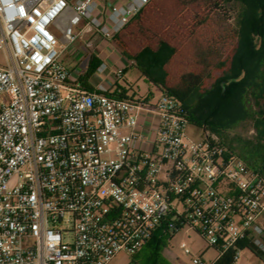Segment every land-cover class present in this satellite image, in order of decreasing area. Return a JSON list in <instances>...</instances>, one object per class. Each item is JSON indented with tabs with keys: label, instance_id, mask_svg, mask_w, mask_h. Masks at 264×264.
I'll list each match as a JSON object with an SVG mask.
<instances>
[{
	"label": "built area",
	"instance_id": "obj_1",
	"mask_svg": "<svg viewBox=\"0 0 264 264\" xmlns=\"http://www.w3.org/2000/svg\"><path fill=\"white\" fill-rule=\"evenodd\" d=\"M150 1L0 0V264H109L184 225L217 252L193 264L264 253V174L212 133L188 137L173 95L69 80L68 46L110 44ZM124 68L98 64L113 82Z\"/></svg>",
	"mask_w": 264,
	"mask_h": 264
},
{
	"label": "trees",
	"instance_id": "obj_2",
	"mask_svg": "<svg viewBox=\"0 0 264 264\" xmlns=\"http://www.w3.org/2000/svg\"><path fill=\"white\" fill-rule=\"evenodd\" d=\"M234 1L151 0L112 41L147 77L148 67L158 69L154 82L160 91L175 96L188 121L199 125L205 133L221 135L238 120L253 118L258 139L263 142L254 147L248 145L253 153L241 157L264 174V32L254 31L250 42L240 37L241 44L234 46L239 37V31L230 23V5ZM263 1L254 0L251 23L263 21ZM238 49L239 64L228 70L230 75L199 91L226 53ZM173 59L178 63L175 73L166 69ZM97 64L98 59L93 57L85 77H79L85 89H93L88 78ZM160 235L153 234L146 244L159 245L163 241ZM230 255L224 253L214 264H228ZM137 258L138 252L131 256L133 262Z\"/></svg>",
	"mask_w": 264,
	"mask_h": 264
},
{
	"label": "rangeland",
	"instance_id": "obj_3",
	"mask_svg": "<svg viewBox=\"0 0 264 264\" xmlns=\"http://www.w3.org/2000/svg\"><path fill=\"white\" fill-rule=\"evenodd\" d=\"M255 6L256 4H254V0H235L230 5V12H232V19L230 20V23L239 31V37L234 40V46L239 43L238 41L240 37L250 42L251 37L254 36V31L264 32V19L260 22H250V19L252 18L251 10L254 9ZM53 31L55 32V30ZM240 44L241 42L239 45ZM72 49L74 55L76 56L74 58V60H76L74 63H77V66L74 68L78 70L77 72H79L78 74L80 77H85L90 49L85 46L84 41L82 40H77L75 43H73ZM117 49H119V47H117ZM240 52V49H238L236 52L234 50L227 52L221 63L211 71L207 78L204 79L198 90L202 92L209 88L213 83L220 81L225 76L230 75L228 70H233L239 64ZM4 63V51L2 48H0V64ZM176 68H178V63L174 59L170 63V66H166V69L168 71L173 70V73H175ZM158 72L159 70L155 69V67H148L147 77L138 68L129 67L127 70H125L118 82H127L131 84L134 89L142 95L152 92L153 98H151V101L154 102L160 95V91L154 82L157 77L155 74ZM79 76H77V78ZM89 81H92V79H89ZM129 95L131 94L129 93ZM250 100L253 102L252 97H250ZM254 123L255 121L253 118L245 117L241 120H238L231 127L223 130L221 135L216 133L212 134L229 145L241 157V154L248 155L250 151L253 153V150H250L251 148L249 146L254 147L257 143L263 142L262 140L258 139L259 135L256 128L254 127ZM204 133V130L195 123L189 122L186 126V134L191 139L198 140L203 137ZM233 139H236V141ZM231 140L234 142L232 141V143ZM262 155L264 154L262 153ZM160 237L163 241L159 245L153 244L150 246L145 243L140 248L138 251L137 262H133L131 260V255L129 253L121 252L117 254L109 264H151L152 262H156L157 264H193L191 261L192 256L200 255L203 249L206 248L203 238L188 225L182 226L180 230L173 236L161 234ZM182 241L186 242L187 246L191 249V254H186L183 252L182 248L180 247V243ZM209 252L210 253L207 255V258L212 254H217L216 251L211 248H209ZM246 254H249L256 264H264L262 259L252 255L246 248L242 249L241 256L237 264L242 262V258Z\"/></svg>",
	"mask_w": 264,
	"mask_h": 264
},
{
	"label": "crops",
	"instance_id": "obj_4",
	"mask_svg": "<svg viewBox=\"0 0 264 264\" xmlns=\"http://www.w3.org/2000/svg\"><path fill=\"white\" fill-rule=\"evenodd\" d=\"M117 1L123 2V3L127 2V0H98V3H99L98 11L105 14L108 6L112 2H117ZM86 37L91 38L93 40V47L90 49V53L88 54L89 61L87 64V70L90 67V62H91L93 57L98 59V64L104 59L107 60L109 62V64H111V65H113L115 63L123 64L125 67L124 72L129 67H136L135 61L126 59L122 55L121 51L119 49H117V47L115 46V44L113 42H111L109 44V43L103 41L101 39V37L95 31H90V32L86 33ZM72 46H73V44L68 46L67 49L62 53L61 60L71 70V73L69 75V80L70 81H76L77 79H79L80 76L78 74L79 72H77L76 68H74L77 66V63H74V61H76V60H74V58L76 56L74 55ZM98 64L95 67L93 73L88 78V82L92 86H96L98 83H104L107 86H109L112 90H116L120 93H123L126 97H139V98H142L145 100H150V101H151V98H153L152 92L142 95L139 92H137L131 84H129L127 82L126 83H119L118 81L113 82V79L110 76L108 71L101 72L98 70ZM77 76H79V77L77 78ZM89 79H92V81H89ZM156 87L160 91V89L157 85H156ZM129 93L131 95H129ZM161 94H162V92L160 91V95ZM209 248L216 251L215 248L206 245V248H204L200 254L201 257L204 260H206L207 262L213 261L217 256V254H212V255H210V257L207 258V255L210 253ZM246 249L249 250V252L252 255L259 257L260 259H262L264 261V253L255 251L251 248H246ZM242 259L243 260L240 264H254V263L256 264V262H254L252 260V257L249 254H246Z\"/></svg>",
	"mask_w": 264,
	"mask_h": 264
}]
</instances>
